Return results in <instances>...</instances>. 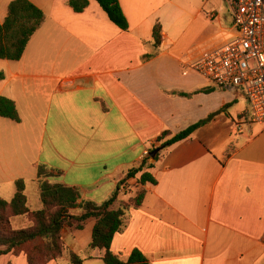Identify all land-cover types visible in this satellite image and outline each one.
I'll use <instances>...</instances> for the list:
<instances>
[{
    "label": "crops",
    "instance_id": "0c3cea01",
    "mask_svg": "<svg viewBox=\"0 0 264 264\" xmlns=\"http://www.w3.org/2000/svg\"><path fill=\"white\" fill-rule=\"evenodd\" d=\"M11 1L0 0V24ZM29 1L45 22L19 61L0 60V97L20 118H0V186L24 180L27 207L38 210L39 189L29 198L26 187L42 166L60 174L46 181L100 204L145 153L210 118L145 169L156 184L143 187L142 206L126 214L110 251L126 261L137 250L150 264H264V125L248 121L242 93L216 89L188 67L234 35L224 2L118 0L121 31L94 0L81 13L68 0ZM139 176L119 201L134 197ZM93 226L61 231L82 264H103L89 249ZM0 264L27 262L9 253Z\"/></svg>",
    "mask_w": 264,
    "mask_h": 264
},
{
    "label": "trees",
    "instance_id": "16d2710c",
    "mask_svg": "<svg viewBox=\"0 0 264 264\" xmlns=\"http://www.w3.org/2000/svg\"><path fill=\"white\" fill-rule=\"evenodd\" d=\"M107 16L108 20L121 31L128 30V24L120 8L118 0H94ZM67 5L75 13L83 12L88 6V0H68ZM45 22L44 13L29 0H13L8 4L7 15L0 24V60L19 61L34 33ZM161 26L156 23L152 30L154 48L161 39ZM152 55L144 58L149 59ZM0 118L20 123L15 103L5 97H0ZM210 119V118H209ZM209 119L172 136L158 148L150 151L149 157L142 160L138 167L129 170L119 181L111 194L100 204L82 200L77 189L60 184L50 183L46 178L60 176L57 171H45L42 166L37 169L39 182V203L41 208L31 211L27 207L25 182L19 179L15 182V193L10 201L0 198V256L6 254H24L27 264H47L60 260L67 248L61 237V231L82 230L90 220L94 221L91 232L90 250L101 251L103 264H150L137 250L132 251L126 261L120 260L110 251L115 234L125 226L126 214L142 206L146 184L155 185L156 180L145 171L152 168L158 161L161 151L172 144L187 138L198 127ZM164 132L161 137H169ZM153 155V156H152ZM134 197L128 201H119L121 193L127 189V181L135 179ZM26 217L32 222L27 229L14 230L11 219ZM70 264H82V260L73 253L68 254Z\"/></svg>",
    "mask_w": 264,
    "mask_h": 264
},
{
    "label": "built area",
    "instance_id": "2783aa9c",
    "mask_svg": "<svg viewBox=\"0 0 264 264\" xmlns=\"http://www.w3.org/2000/svg\"><path fill=\"white\" fill-rule=\"evenodd\" d=\"M222 1L234 35L203 51L188 67L216 89L242 93L248 121L264 125V0Z\"/></svg>",
    "mask_w": 264,
    "mask_h": 264
},
{
    "label": "rangeland",
    "instance_id": "374dc122",
    "mask_svg": "<svg viewBox=\"0 0 264 264\" xmlns=\"http://www.w3.org/2000/svg\"><path fill=\"white\" fill-rule=\"evenodd\" d=\"M250 63L253 64L252 61ZM0 64H2V61H0ZM149 155H150V152H147V154L146 155H143V156H144V158H147V157H149ZM38 189H39V182L38 181H37V184H35V183H28L27 184V187H26V195H28L29 198L31 196L36 197ZM14 190H15V184H6L3 187L0 186V195L1 196L4 195V197H8L9 193L11 191H14ZM39 205H40V203H39ZM40 208H41V206L39 207V209ZM31 211H35V210H31ZM17 220H21V223L19 225H17ZM31 224H32V222L30 221V219H28L26 217L18 216V217H14V218L11 219V227L14 230L27 229L28 227L31 226ZM62 240H63V238H62ZM64 244H65V242H64ZM65 246H66V244H65ZM66 248H67V246H66ZM66 251L67 252H65V254L63 255L62 258L66 257L68 259V261H69L68 254L71 253V252L68 250V248H67Z\"/></svg>",
    "mask_w": 264,
    "mask_h": 264
},
{
    "label": "water",
    "instance_id": "95a60500",
    "mask_svg": "<svg viewBox=\"0 0 264 264\" xmlns=\"http://www.w3.org/2000/svg\"><path fill=\"white\" fill-rule=\"evenodd\" d=\"M153 156V155H152Z\"/></svg>",
    "mask_w": 264,
    "mask_h": 264
}]
</instances>
